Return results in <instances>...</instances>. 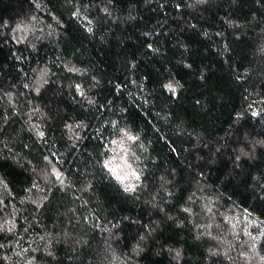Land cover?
Wrapping results in <instances>:
<instances>
[{
	"label": "trees",
	"instance_id": "trees-1",
	"mask_svg": "<svg viewBox=\"0 0 264 264\" xmlns=\"http://www.w3.org/2000/svg\"><path fill=\"white\" fill-rule=\"evenodd\" d=\"M0 264H264V0H0Z\"/></svg>",
	"mask_w": 264,
	"mask_h": 264
}]
</instances>
